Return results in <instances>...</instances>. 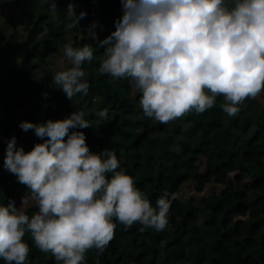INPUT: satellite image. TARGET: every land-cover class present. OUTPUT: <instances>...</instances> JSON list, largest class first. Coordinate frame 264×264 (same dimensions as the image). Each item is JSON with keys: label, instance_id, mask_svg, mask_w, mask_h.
<instances>
[{"label": "clouds", "instance_id": "1", "mask_svg": "<svg viewBox=\"0 0 264 264\" xmlns=\"http://www.w3.org/2000/svg\"><path fill=\"white\" fill-rule=\"evenodd\" d=\"M57 15L56 0H47ZM121 17L115 31L100 40L93 21L87 35L103 48L99 72L113 79L128 78L142 95L146 117L168 123L192 111L203 114L223 96L220 108L229 117L264 91V0H120ZM72 26L86 18L68 3ZM43 27L42 35L49 29ZM90 44L63 45L71 67L52 75L50 87L68 100L88 95L90 84L83 65L94 60ZM45 98L47 93L42 94ZM84 111L63 120L22 121L42 143L31 151L18 147L17 137L7 140L3 167L31 192L38 212L31 217L9 198L0 205V258L5 264H27L30 234L34 245L51 253L57 264H86V253L103 254L117 226L135 223L163 231L168 225V193L153 207L135 179L126 174L113 150L90 151L86 135L91 127ZM108 119V110L99 112ZM109 174L110 178H109ZM26 203L22 197L21 205Z\"/></svg>", "mask_w": 264, "mask_h": 264}, {"label": "trees", "instance_id": "2", "mask_svg": "<svg viewBox=\"0 0 264 264\" xmlns=\"http://www.w3.org/2000/svg\"><path fill=\"white\" fill-rule=\"evenodd\" d=\"M70 1L56 0L54 19L47 0L10 1L25 36L22 39L10 21L13 31L0 44V65H6L0 73V205L6 206L9 198L15 200L11 182L16 177L3 163L7 140L20 122L63 120L74 111H84L91 127L78 130L85 133L90 151L113 150L153 207L165 192L171 202L163 231L141 232L139 223L126 229L114 218L113 240L103 254L88 250L86 264H264V103L259 101L264 91L247 99L235 117L222 111L223 96H219L203 114L192 111L168 123L148 118L139 104L142 94L130 79H113L99 72L104 49L97 48L86 31L93 21L104 26L103 31L95 29L100 40L115 31L114 21L122 15L120 0H86L82 9L76 5L77 14L86 11L87 16L69 30L66 8ZM42 26L48 27V35H42ZM67 43L97 48L94 60L83 65L90 84L88 95L77 94L71 101L59 89L53 90L39 71ZM33 101L34 112H23ZM104 109L108 119L99 117ZM182 124L189 127L183 130ZM27 134L28 152L43 141L31 130ZM185 183L197 194L207 185L214 192L198 200L176 197ZM25 194L31 197L26 187ZM36 212L33 200L25 213L31 217ZM24 242L30 247L27 264H57L51 253L34 245L30 234L26 233ZM0 264H5L2 258Z\"/></svg>", "mask_w": 264, "mask_h": 264}, {"label": "rangeland", "instance_id": "3", "mask_svg": "<svg viewBox=\"0 0 264 264\" xmlns=\"http://www.w3.org/2000/svg\"><path fill=\"white\" fill-rule=\"evenodd\" d=\"M10 1L11 0H4L3 6L0 10V31H1L0 44L3 43L7 39L8 35L13 31V26H12V23L10 21H12L16 25L15 29L19 32L20 35H22L21 36L22 39H24V36H25V33H23V26L21 25V20L19 18L18 11L11 4ZM42 1L44 3L45 0H42ZM70 2L75 3L76 5H79L81 7V9L87 6L86 0H71ZM3 14L6 15V17L8 19L5 18L3 16ZM72 23H73V21L71 20V18H69L68 24H67V28L69 30H71L73 27ZM68 35L70 37V34H68ZM71 66H72L71 61L68 60L67 57L64 55L63 46H59V52L55 56L47 58L46 64L39 71L44 74V77L48 82H51L53 74H55L58 71L67 70ZM5 68H6V65H0V73L2 71H4ZM259 101L261 103H264V98H260ZM33 104H34V101L31 102L30 104H28L23 112H25V111L34 112ZM188 127H189L188 124H182L183 130H185ZM12 136L17 137V141H18L17 146L18 147L22 146L24 148L25 152H27L28 145L26 143H24V140L29 139L28 134L23 132L20 128H18L15 130V132L12 134ZM11 183L14 186L16 206L21 207V209L23 211H26L28 206L30 204H32L33 200L31 199V197H29L25 194V186L17 183L16 178L14 180H12ZM212 192H214V188L212 185H207L205 187V190L201 194H197L192 189L190 183H185L180 188V192L177 194L176 197H178V198H191V197H193L194 199L198 200L200 197L207 196L208 194H210ZM22 197H26V203H24L23 205H21ZM204 219H205V216H202L199 222L202 224Z\"/></svg>", "mask_w": 264, "mask_h": 264}]
</instances>
